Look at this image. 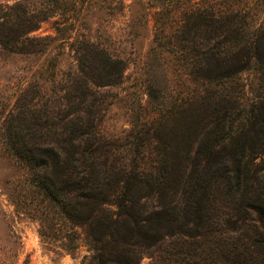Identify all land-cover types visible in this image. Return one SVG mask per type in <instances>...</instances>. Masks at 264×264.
I'll return each instance as SVG.
<instances>
[{
  "label": "trees",
  "instance_id": "16d2710c",
  "mask_svg": "<svg viewBox=\"0 0 264 264\" xmlns=\"http://www.w3.org/2000/svg\"><path fill=\"white\" fill-rule=\"evenodd\" d=\"M28 1L0 3V53H34L35 41L29 35L48 18V12H33ZM250 18L248 12L239 10L219 12L192 6L173 33L175 44L181 47L175 51L177 58L203 88L177 107L179 125H187L190 115H205L202 122L209 132L200 140L179 135L194 168L188 175L179 172L176 183L166 180L173 191L168 205L161 196L156 209L149 212L145 203L156 192L155 183L162 184L173 165L168 141L153 136L155 147L147 172L140 164L147 153L145 131L135 124L132 158L122 167L118 145L100 136L85 101L78 110L67 94V106H50L28 90L5 113L2 127L3 144L26 178L21 188L8 189L17 211L38 221L42 236L56 235L58 220L85 228L94 244L95 264H132L139 260L135 248L149 249L175 235L187 241L209 235L200 248L192 245L194 254L189 255L194 264L199 260L264 264V182L258 179L264 172V25L256 27ZM156 31L153 52L163 49L162 38L167 39L163 29L162 34ZM186 40L193 42L196 60L192 48L187 52L182 47ZM85 51L103 55L104 61L96 68L102 67L106 85L119 83L121 60L93 46H85ZM86 60L83 55L78 61L84 67ZM246 70L253 74L249 95L241 78ZM86 89L82 87L84 96ZM186 105L194 107L189 109L191 114L185 113ZM179 192L182 199L177 198ZM214 202L222 213L214 210ZM139 209L145 215L134 218ZM243 215H249L255 229L236 237L243 230L238 223ZM181 216L192 218L193 227L162 232L163 224L170 226ZM216 218L224 228L217 226ZM205 221L213 228L210 234L197 231ZM176 252L180 254L175 248L170 254Z\"/></svg>",
  "mask_w": 264,
  "mask_h": 264
},
{
  "label": "rangeland",
  "instance_id": "374dc122",
  "mask_svg": "<svg viewBox=\"0 0 264 264\" xmlns=\"http://www.w3.org/2000/svg\"><path fill=\"white\" fill-rule=\"evenodd\" d=\"M14 2L16 0H0L3 4ZM28 3L33 12L43 9L48 12V18L29 35L35 41L34 53H0V264H95L94 244L85 228L58 220L56 235L42 236L39 222L17 211L11 202L8 189L13 186L21 188L26 178L3 144L5 113L8 114L16 99L28 90L37 101L50 106H67V94L78 110L85 101L88 111L92 112L88 117L97 132L118 145L117 155L122 167L132 158L131 147L137 132L135 124H138L139 130L145 131L147 143V153L140 163L144 170L148 172L151 166L150 154L155 147L153 136H159L171 146L169 160L173 165L167 169L165 181L155 183L157 194L154 192L145 201L149 212L156 209L161 196L162 202L168 205L171 200L168 196L173 191L171 185H166V180L176 183L179 172L188 175L194 168L179 135L182 133L192 140H200L209 132L202 122L205 115H190L187 125H179L182 119L175 113L177 107L188 97L200 94L203 88L193 81L177 58L179 55L175 51L180 52L181 47L175 44L176 35L173 33H177L186 10L192 6L213 7L219 12H248L250 22L259 27L264 25V0H29ZM156 29L161 34L163 29L167 39L162 38L163 49L153 52L152 48L157 46L154 39ZM167 42L172 44L167 46ZM85 46L106 51L112 58L122 61V77L118 84L106 85L102 67L96 68L104 61L103 55L85 51ZM182 47L191 52L194 44L186 40ZM83 55L87 59L84 67L78 61ZM192 56L196 60L194 50ZM241 78L249 95L253 74L246 70ZM82 87H87L86 96ZM189 109L194 107L186 105L185 113L191 114ZM258 179L264 182V172L258 175ZM180 192L177 193L178 199L183 196ZM175 202L179 203L178 200ZM213 204L216 206V202ZM216 208L215 211L222 213ZM112 210L117 209L112 207ZM143 210L139 209L134 218L144 216ZM192 220L181 216L170 226L163 224L162 232L170 228L185 232L189 230L188 225L193 227L190 225ZM213 221L224 228L219 219ZM238 223L243 230L238 231L236 237L255 229L249 215H243ZM202 224L197 231L210 234L208 230L213 228L206 221ZM208 236L187 241L175 235L149 249L135 248L139 260L132 264H194L189 255L194 254L192 245L200 248ZM174 248L179 255L177 252L170 254ZM180 249L184 250L182 254ZM247 259L248 262L252 260ZM195 264L205 263L199 260Z\"/></svg>",
  "mask_w": 264,
  "mask_h": 264
}]
</instances>
